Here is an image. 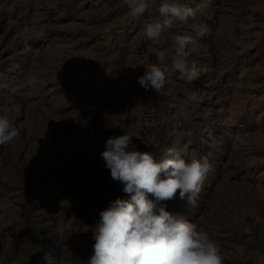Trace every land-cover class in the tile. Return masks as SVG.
I'll list each match as a JSON object with an SVG mask.
<instances>
[{"label":"rangeland","instance_id":"obj_1","mask_svg":"<svg viewBox=\"0 0 264 264\" xmlns=\"http://www.w3.org/2000/svg\"><path fill=\"white\" fill-rule=\"evenodd\" d=\"M169 2L194 16L149 41L154 6L134 22L124 0H0V111L20 132L0 146V264H85L99 213L129 198L101 157L125 133L157 159L207 156L192 202L161 203L203 227L222 264H264V0ZM179 34L192 39L183 77ZM149 64L166 70L158 94L137 83Z\"/></svg>","mask_w":264,"mask_h":264},{"label":"clouds","instance_id":"obj_2","mask_svg":"<svg viewBox=\"0 0 264 264\" xmlns=\"http://www.w3.org/2000/svg\"><path fill=\"white\" fill-rule=\"evenodd\" d=\"M128 16L140 21L154 6L155 15L143 20L142 32L149 41H159L162 35L178 23L187 24L194 16L190 7L169 0H124ZM32 28L20 32L23 51L30 52ZM39 37L44 36L43 30ZM192 39L187 34L174 37L172 68L183 77L188 71L187 47ZM137 83L145 90L160 93L166 83V70L157 64L146 66ZM35 78L28 81L35 87ZM6 87V85H0ZM20 135L15 120L0 111V146L11 145ZM125 133L106 141L101 157L111 178L123 185L129 198H116L99 213L91 227L93 251L85 264H222L219 245L209 233L183 216L166 210L161 202L179 198L192 200L200 193L211 168L207 156L189 160L175 157V149L157 159L152 152H140ZM152 198H149V197Z\"/></svg>","mask_w":264,"mask_h":264}]
</instances>
